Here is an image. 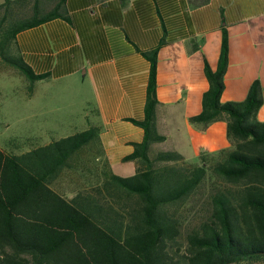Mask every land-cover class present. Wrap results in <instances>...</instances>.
<instances>
[{
    "label": "trees",
    "instance_id": "16d2710c",
    "mask_svg": "<svg viewBox=\"0 0 264 264\" xmlns=\"http://www.w3.org/2000/svg\"><path fill=\"white\" fill-rule=\"evenodd\" d=\"M208 0H189L193 6ZM64 0H4L0 3V60L34 83L35 74L14 53L19 31L62 15ZM165 42L142 54L149 62L141 142L123 160H137L131 176L110 174L101 186L65 198L51 187L69 158L98 138V127L16 153L0 147V264H232L264 259V120L260 81L255 79L241 101L221 100L229 65V37L221 28L215 69L204 61L208 89L201 111L188 118L204 131L225 120L230 146L200 154L195 163L174 151L149 153L164 140L155 123L157 52ZM197 45L192 44L191 50ZM214 157L208 166L206 158ZM222 181L210 198L209 218L187 234L186 260L168 255L179 223L169 207L181 205L208 177ZM105 192V195L104 193Z\"/></svg>",
    "mask_w": 264,
    "mask_h": 264
},
{
    "label": "crops",
    "instance_id": "0c3cea01",
    "mask_svg": "<svg viewBox=\"0 0 264 264\" xmlns=\"http://www.w3.org/2000/svg\"><path fill=\"white\" fill-rule=\"evenodd\" d=\"M61 12L19 31L13 51L35 74H47L36 82L69 85L88 96L83 125L70 124L65 135L25 150L78 128L98 127V138L72 155L51 183L65 198L101 186L110 174L126 177L136 172L137 160L123 158L144 134L132 121L144 117L149 62L142 52L162 40L155 123L165 138L152 143L149 153L174 151L185 161H195L200 154L230 146L225 120L204 131L188 121L201 111L209 86L204 61L216 68L223 25L229 37V65L221 100H243L258 79L263 102L256 118L264 120V0H208L199 6L189 0H64ZM192 44L197 47L191 50ZM128 163L132 167H126Z\"/></svg>",
    "mask_w": 264,
    "mask_h": 264
},
{
    "label": "rangeland",
    "instance_id": "374dc122",
    "mask_svg": "<svg viewBox=\"0 0 264 264\" xmlns=\"http://www.w3.org/2000/svg\"><path fill=\"white\" fill-rule=\"evenodd\" d=\"M29 85L23 73L0 60V147L6 150L22 152L36 145L32 143L65 135L70 124L71 127L83 125V116L89 113L85 103L88 96L78 94L69 85L62 88L59 84L35 82L32 94H29ZM155 153L152 149L151 154ZM213 158H206L208 166ZM126 167H132L131 163ZM221 184L222 181L208 170V177L185 202L177 208L169 207L179 223V234L166 247L173 261L184 263L186 260L187 234L209 218L211 194ZM232 264H264V259Z\"/></svg>",
    "mask_w": 264,
    "mask_h": 264
}]
</instances>
